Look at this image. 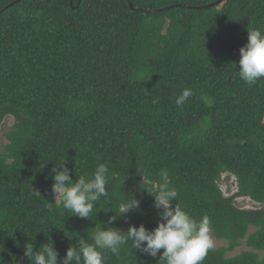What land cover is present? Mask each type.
<instances>
[{
    "label": "trees",
    "instance_id": "trees-1",
    "mask_svg": "<svg viewBox=\"0 0 264 264\" xmlns=\"http://www.w3.org/2000/svg\"><path fill=\"white\" fill-rule=\"evenodd\" d=\"M15 1L0 0V128L14 120L0 145V264H30L26 243L52 240L60 257L91 243L133 194L139 209L115 226L156 227L161 210L140 172L158 180L162 168L222 241L202 264H264V79L248 86L236 64L248 26L264 29V0ZM185 88L193 94L177 106ZM63 161L73 180L109 168V198L91 218L52 201ZM130 245L105 264H163Z\"/></svg>",
    "mask_w": 264,
    "mask_h": 264
},
{
    "label": "clouds",
    "instance_id": "clouds-1",
    "mask_svg": "<svg viewBox=\"0 0 264 264\" xmlns=\"http://www.w3.org/2000/svg\"><path fill=\"white\" fill-rule=\"evenodd\" d=\"M247 31L248 40L240 48V58L236 64L239 78L251 87L264 79V29L248 26ZM192 94L191 89H183L174 98L175 104L184 105ZM140 175L145 182L143 190L154 198V207L161 210L156 227L149 229L144 224H130L124 230L115 226L116 220L139 209L141 200L133 194L120 201L118 210L113 209L114 215L107 221L96 223L90 235L91 243L81 239L76 247H68L63 257L59 256L52 240L38 249L34 248L33 243H26L24 256L30 264H105L106 252L119 256L122 247L128 246L129 242L136 251L152 257L159 255V261L163 264H202L208 252L215 247L210 218L204 215L197 220L181 206L178 191L167 169H160L158 180H151L149 174L143 171ZM51 177L52 201L71 215L91 218L101 198H109L110 172L107 164H98L90 177L80 175L73 180L63 161L51 169ZM111 177L114 178L115 173ZM36 194L39 195V192ZM174 200L177 201L175 206L172 203Z\"/></svg>",
    "mask_w": 264,
    "mask_h": 264
},
{
    "label": "rangeland",
    "instance_id": "rangeland-1",
    "mask_svg": "<svg viewBox=\"0 0 264 264\" xmlns=\"http://www.w3.org/2000/svg\"><path fill=\"white\" fill-rule=\"evenodd\" d=\"M13 121L14 120L12 117H7L4 120V122L0 128V145L2 144V142H6L4 132L7 130V128H9L12 125ZM220 185L227 195H231L237 191V184L235 183V178L233 176L229 177L226 174H223V176L220 179ZM236 204L238 206H241V207H251L252 201L248 198L237 197L236 198ZM213 239L215 242V246L222 244V241L216 239L215 237H213ZM242 247H239L238 249H236V251H234L232 253H234V254L238 253Z\"/></svg>",
    "mask_w": 264,
    "mask_h": 264
},
{
    "label": "water",
    "instance_id": "water-1",
    "mask_svg": "<svg viewBox=\"0 0 264 264\" xmlns=\"http://www.w3.org/2000/svg\"><path fill=\"white\" fill-rule=\"evenodd\" d=\"M19 0H16L15 2H13V3H11L10 4V6H13L15 3H17ZM220 1H222V0H218V1H216L215 3H212V4H210V5H208V6H212V5H215V4H217V3H219ZM178 6V5H177ZM180 6H182V7H187V8H190L191 6H185V5H180ZM130 7L131 8H134V4L133 3H130ZM138 10H141V11H144V12H151V11H153V10H150V9H145V8H137ZM155 11H157V10H155Z\"/></svg>",
    "mask_w": 264,
    "mask_h": 264
}]
</instances>
